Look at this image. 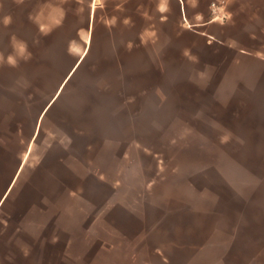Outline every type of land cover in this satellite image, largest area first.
<instances>
[{
    "label": "crops",
    "instance_id": "crops-1",
    "mask_svg": "<svg viewBox=\"0 0 264 264\" xmlns=\"http://www.w3.org/2000/svg\"><path fill=\"white\" fill-rule=\"evenodd\" d=\"M213 1L155 3L161 20L191 23L184 38L195 44L194 55L206 66L214 58L238 61L249 53L227 28L213 29ZM5 6L13 12L4 13ZM0 12V70H36L28 85L37 86L45 75L55 79L43 95L11 92L6 87L20 79L7 83L0 78V264L77 261L90 252L85 245L92 246L93 264H264V200H254L264 199V191L245 196L253 199L247 223L231 224V230L246 231V239L233 233L215 246L211 231L204 232L199 244L192 235L181 239L175 233L182 229L175 220L178 206L144 202L156 190H144L152 181L143 175L136 180L141 188L122 203L112 200L114 191L106 195L101 189L102 183L112 188L131 183L120 174L132 170L146 149L132 140L126 111L118 125L114 76L116 70L144 68V0H0ZM5 17L10 23H4ZM103 17L118 21L102 25ZM10 55L15 66L7 63ZM88 190L92 221L54 220L48 199L59 200L56 213L63 215ZM189 208L192 228L197 215L207 214ZM114 212L129 215V220L108 221ZM101 214L110 216L101 221ZM166 214L172 215L170 220L164 219ZM207 224L203 222L204 230L214 229ZM166 235L176 251L173 256L157 244Z\"/></svg>",
    "mask_w": 264,
    "mask_h": 264
},
{
    "label": "rangeland",
    "instance_id": "rangeland-1",
    "mask_svg": "<svg viewBox=\"0 0 264 264\" xmlns=\"http://www.w3.org/2000/svg\"><path fill=\"white\" fill-rule=\"evenodd\" d=\"M156 1L144 0V68L135 67L128 73L116 70L114 75L118 125H122L126 111L125 122L132 130V140L146 149L132 170L120 174L131 183L120 182L113 188L102 183L101 189L106 195L114 191L112 200L122 203L128 193L140 187L136 180L143 175L145 181H152L144 190H156L153 197H144V202L171 206L173 201L178 206L175 220L182 223V229L175 233H180L181 239L192 235L200 240L199 244L205 231L212 232L215 246L233 233L246 239V231L230 228L234 222L247 223L245 216L252 212L249 202L253 199L245 196L264 191V0L211 3L213 29L227 28L230 35L244 42L249 53L238 61L228 57L227 62L223 57L219 63L214 58L207 66L194 55L195 44L184 38L191 23L161 20ZM3 11L13 12L11 6H5ZM117 21V17L101 20L106 26H114ZM135 62L133 58V66ZM35 72L4 67L0 78L7 83L20 79L17 85L6 87L11 92L44 95L51 87L48 83L55 79L50 78L52 74L45 75L37 86L28 85L32 83L28 78H33ZM86 193L81 203L73 204L63 215L56 213L60 210L59 200L48 199L54 220L92 221V192ZM189 207L207 214L197 215L192 228L187 224ZM105 216L110 214H101V221ZM171 216L166 214L164 219L170 220ZM129 217L114 212L108 221L125 222ZM203 222L214 229L204 230ZM157 244L165 247L170 256L176 254L167 235ZM84 248L90 252L77 261L57 264H93L92 246Z\"/></svg>",
    "mask_w": 264,
    "mask_h": 264
},
{
    "label": "clouds",
    "instance_id": "clouds-1",
    "mask_svg": "<svg viewBox=\"0 0 264 264\" xmlns=\"http://www.w3.org/2000/svg\"><path fill=\"white\" fill-rule=\"evenodd\" d=\"M4 23H5V24L10 23V17H5V19H4ZM7 63H8L10 66H15V65H16V61H15L14 57L11 56V55L7 58Z\"/></svg>",
    "mask_w": 264,
    "mask_h": 264
}]
</instances>
